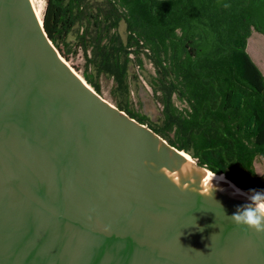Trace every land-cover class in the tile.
Returning <instances> with one entry per match:
<instances>
[{
    "label": "water",
    "instance_id": "1",
    "mask_svg": "<svg viewBox=\"0 0 264 264\" xmlns=\"http://www.w3.org/2000/svg\"><path fill=\"white\" fill-rule=\"evenodd\" d=\"M186 154L98 93L32 0H0V264H264L225 216L250 191L177 187Z\"/></svg>",
    "mask_w": 264,
    "mask_h": 264
},
{
    "label": "trees",
    "instance_id": "2",
    "mask_svg": "<svg viewBox=\"0 0 264 264\" xmlns=\"http://www.w3.org/2000/svg\"><path fill=\"white\" fill-rule=\"evenodd\" d=\"M122 21L126 40L117 32ZM43 23L66 59L79 48L92 53V72L83 75L100 94L93 70L124 74L122 57L139 59L140 48H149L158 82L188 104L179 109L165 99L163 124L149 127L199 165L248 191L264 190L255 167L264 157V73L247 51L252 29L264 33V0H47Z\"/></svg>",
    "mask_w": 264,
    "mask_h": 264
},
{
    "label": "rangeland",
    "instance_id": "3",
    "mask_svg": "<svg viewBox=\"0 0 264 264\" xmlns=\"http://www.w3.org/2000/svg\"><path fill=\"white\" fill-rule=\"evenodd\" d=\"M35 4L39 10V15L42 18L47 6V0H35ZM254 29V28H253ZM252 29V30H253ZM118 34L126 40L128 30L126 23L121 22ZM257 37H262L258 32H254L247 41L248 49H251L252 55L257 60V53L262 56L264 60V43L256 41ZM74 49V48H73ZM129 49H135L131 47ZM139 59L134 53H127L122 57V61L126 60L127 69L124 74H114L112 71H105L101 74L93 70V77L101 85V95L108 99L115 105L121 103L124 107L130 108L139 117H143L147 122L146 125L163 124L164 119V100L170 99L179 109L185 108L188 104L182 100L176 90H172L169 83L165 82L161 85L158 82V66L156 64V56L149 50V48H140ZM88 54L79 48L76 52L69 53L67 62L85 79L83 72L89 65ZM263 67L264 66L259 65ZM86 80V79H85ZM256 170L259 174L264 173V157L257 156Z\"/></svg>",
    "mask_w": 264,
    "mask_h": 264
},
{
    "label": "clouds",
    "instance_id": "4",
    "mask_svg": "<svg viewBox=\"0 0 264 264\" xmlns=\"http://www.w3.org/2000/svg\"><path fill=\"white\" fill-rule=\"evenodd\" d=\"M178 168L179 174L173 172L168 175L169 180L177 187H182L179 176L195 181V176L199 175V194L204 196L213 195L215 189L213 181L217 178L216 173L207 172L205 175L202 170L194 168L190 160L187 162L183 161ZM165 172H167V169H165ZM220 179H223V177ZM193 190L195 191L197 189ZM247 199L248 202L238 206L231 216L226 213L225 216L231 220L237 228L242 230H253L257 234H264V190H251ZM105 230L107 231L108 229L106 228Z\"/></svg>",
    "mask_w": 264,
    "mask_h": 264
},
{
    "label": "crops",
    "instance_id": "5",
    "mask_svg": "<svg viewBox=\"0 0 264 264\" xmlns=\"http://www.w3.org/2000/svg\"><path fill=\"white\" fill-rule=\"evenodd\" d=\"M254 32H258L259 34H261V36L262 37H257L255 40L256 41H262L263 43H264V33L263 32H260V31H258V30H256V29H253L252 30V32H251V35L250 36H252L253 35V33ZM249 36V37H250ZM249 39V38H248ZM248 45V44H247ZM247 51L249 52V54L251 55V57L253 58V60L256 62V64L259 66V65H263L264 66V60H263V58H262V56L261 55H259L258 54V52L256 51V55H257V60L255 59V57L252 55V53H251V49H248V46H247ZM259 68L263 71V67H261V66H259ZM263 73H264V71H263ZM257 159V158H256ZM256 163H257V160H255V165H256ZM256 167V166H255ZM263 174V173H262Z\"/></svg>",
    "mask_w": 264,
    "mask_h": 264
},
{
    "label": "bare ground",
    "instance_id": "6",
    "mask_svg": "<svg viewBox=\"0 0 264 264\" xmlns=\"http://www.w3.org/2000/svg\"><path fill=\"white\" fill-rule=\"evenodd\" d=\"M32 3H33V5H34V7H35L37 13L39 14V10H38V8H37V6H36V4H35V0H32ZM186 155H187V157L190 159L191 163H192V164H195V160L192 158V156H191L190 154H188V153H187ZM208 172H212V171H208ZM213 173H214V172H213ZM216 177H217V178L215 179V181H217V182L222 183L223 181H227V179H226V177H225L224 174H217V173H216ZM221 177H223V179H220ZM233 189L236 190V191H238V192H240V193H242V194H244V195H246V196H248V194H249V193H247L246 191H244V190H242V189H240V188H237V187H234Z\"/></svg>",
    "mask_w": 264,
    "mask_h": 264
}]
</instances>
